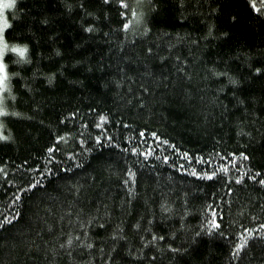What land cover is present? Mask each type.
<instances>
[{
  "label": "trees",
  "instance_id": "trees-1",
  "mask_svg": "<svg viewBox=\"0 0 264 264\" xmlns=\"http://www.w3.org/2000/svg\"><path fill=\"white\" fill-rule=\"evenodd\" d=\"M4 16L0 264H264V0Z\"/></svg>",
  "mask_w": 264,
  "mask_h": 264
},
{
  "label": "snow or ice",
  "instance_id": "snow-or-ice-1",
  "mask_svg": "<svg viewBox=\"0 0 264 264\" xmlns=\"http://www.w3.org/2000/svg\"><path fill=\"white\" fill-rule=\"evenodd\" d=\"M15 4V0H0V20H3L2 26H0V55L3 54V51L7 49V45L3 42V31L9 27L7 20L3 18V12L5 9L12 8ZM12 51L16 52L21 57L24 56V49L14 48ZM7 80V74L5 72V66L0 62V89L6 88L7 85L5 81ZM5 115L2 108H0V116ZM3 138V137H0Z\"/></svg>",
  "mask_w": 264,
  "mask_h": 264
},
{
  "label": "clouds",
  "instance_id": "clouds-1",
  "mask_svg": "<svg viewBox=\"0 0 264 264\" xmlns=\"http://www.w3.org/2000/svg\"><path fill=\"white\" fill-rule=\"evenodd\" d=\"M15 3H16V0H15ZM3 42H4V40H3ZM4 43L7 45V49L3 51V54L2 55H0V62H2L3 56L6 55L8 52H12L14 54H17L16 52L12 51V49H14V48H20V49H24L25 50L24 56L21 57L20 55H18V58H19L20 62H27V53H28L27 46H19V45H16V46H11L10 47L6 42H4ZM4 66L6 67V65H4Z\"/></svg>",
  "mask_w": 264,
  "mask_h": 264
},
{
  "label": "rangeland",
  "instance_id": "rangeland-1",
  "mask_svg": "<svg viewBox=\"0 0 264 264\" xmlns=\"http://www.w3.org/2000/svg\"><path fill=\"white\" fill-rule=\"evenodd\" d=\"M4 11H5V10H4ZM3 18L6 19L5 16H4V12H3ZM2 24H3V20H0V26H2ZM1 94H2V93H1ZM1 94H0V97H1Z\"/></svg>",
  "mask_w": 264,
  "mask_h": 264
}]
</instances>
